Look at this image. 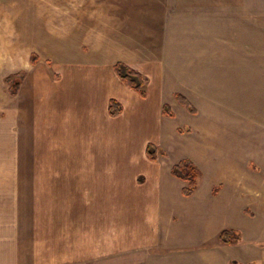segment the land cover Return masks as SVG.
I'll use <instances>...</instances> for the list:
<instances>
[{"label": "crops", "instance_id": "0c3cea01", "mask_svg": "<svg viewBox=\"0 0 264 264\" xmlns=\"http://www.w3.org/2000/svg\"><path fill=\"white\" fill-rule=\"evenodd\" d=\"M44 3L57 12L19 0L12 14L32 35L31 22L48 23L37 36L58 43L47 45L56 65L23 60L16 91L0 90V264H264V156L238 166L232 190L216 189L195 155L168 150L177 115L216 95L235 102L242 136H264V0ZM115 61L145 78L144 96ZM148 142L163 151L154 160ZM184 157L202 172L190 196L170 173ZM224 228L234 241H220Z\"/></svg>", "mask_w": 264, "mask_h": 264}, {"label": "rangeland", "instance_id": "374dc122", "mask_svg": "<svg viewBox=\"0 0 264 264\" xmlns=\"http://www.w3.org/2000/svg\"><path fill=\"white\" fill-rule=\"evenodd\" d=\"M13 2L14 5L12 4ZM29 2L33 3V6H30L32 8L31 10L36 11L32 14H43L46 11L49 13L50 9L52 13L57 12L56 8L53 6L50 7V5H46L44 0H29ZM16 4H19V0H0V90L8 86L4 78L10 73H15L16 76L14 79L19 80L18 82L21 81L24 73L21 70H16L22 65L21 63L23 60L30 64L44 61L47 62L48 65H56L54 62L57 56L50 52L53 47L47 46L49 43H51V46L53 45L54 38L45 35L44 37H38L39 34L43 32H40V29H46L48 23L31 22L30 24L34 26V29L39 27V31L34 32V35H32L33 33H27L26 29L23 30L19 27L22 22L13 21L14 17L12 19V14L14 15V6ZM26 4L27 0H24L23 6H28ZM18 7H20V4ZM39 17H43V15ZM24 23L26 24L27 22ZM58 24L57 21L51 22V25L55 27H57ZM17 34L19 35V44L16 48L15 40ZM55 39L54 47L56 49L58 39L57 37H55ZM12 47H14L15 50H12ZM32 55H34L33 62L31 61ZM215 97L216 100L195 103L198 107V112L193 116L186 115L184 110H182L184 111V115H177L175 121L178 122L179 125H182L180 127V141L177 143L176 147L173 144L170 146L168 149L169 156L172 158L179 153L195 155L203 164L204 175H209L210 179H214L216 189H219L222 181H227L229 182V184L226 182L228 185L227 187L234 190L235 174L237 173L236 169L238 166L241 168L240 165L247 162L251 157L257 158L259 155L264 156V148L258 150L254 144L260 142V140L255 141V137L258 135H260V138L264 142V136H261L263 135V131H260L258 135L251 134V128L243 126V132L245 129L249 131L246 135L243 134L242 136L240 124H238L235 118V102L218 101L217 95ZM180 109L183 108L181 107ZM186 127L188 129H186ZM252 128L254 130L257 129V127ZM252 140H254V142ZM260 173H258L261 180L259 186L260 189L263 190L264 171H260ZM256 216L264 217V215L260 213H257Z\"/></svg>", "mask_w": 264, "mask_h": 264}, {"label": "trees", "instance_id": "16d2710c", "mask_svg": "<svg viewBox=\"0 0 264 264\" xmlns=\"http://www.w3.org/2000/svg\"><path fill=\"white\" fill-rule=\"evenodd\" d=\"M31 61H34V55L31 57ZM116 75L124 81L128 86L137 91L141 96H144V90L142 88L145 78L140 73L122 61H115L113 64ZM16 74L10 73L5 76V81L9 85V91L15 92L17 83L19 80H15ZM175 101L181 105L188 113L194 114L197 112L195 106L181 93L173 94ZM120 110V106L114 99H110L108 103V112L111 115L117 114ZM162 113L164 115L172 116V111L168 104L162 105ZM186 129H188L186 127ZM146 155L150 159H156L157 153H163L162 149L156 147L153 143L148 142L146 144ZM170 173L185 182L181 188V194L184 196H190L197 183V177L200 175L199 168L193 163V161L187 157L181 158L172 164ZM238 231L234 229L224 228L219 231V239L224 243L232 242L236 239Z\"/></svg>", "mask_w": 264, "mask_h": 264}]
</instances>
